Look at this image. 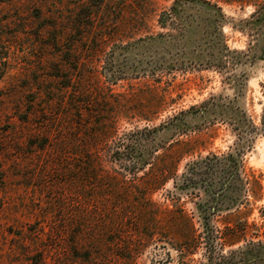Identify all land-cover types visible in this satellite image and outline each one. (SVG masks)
Instances as JSON below:
<instances>
[{"label":"rangeland","instance_id":"1","mask_svg":"<svg viewBox=\"0 0 264 264\" xmlns=\"http://www.w3.org/2000/svg\"><path fill=\"white\" fill-rule=\"evenodd\" d=\"M174 1H0V264L205 263L204 246L178 250L181 212L199 230L213 212L221 231L230 215L246 219V237L224 253L261 241L249 264H264V0H212L223 23L194 22V39L182 43L184 59L206 60L205 37L219 33L244 52L238 65L153 76L154 64L180 59L168 35L157 49L149 38L175 33L159 22ZM113 51L123 72L114 84L104 72ZM71 72L72 93L58 78ZM212 95L211 113L174 118ZM162 123L156 133L136 131ZM207 156L213 166L193 162ZM162 171L171 174L159 184ZM122 236L133 252L119 248Z\"/></svg>","mask_w":264,"mask_h":264},{"label":"trees","instance_id":"2","mask_svg":"<svg viewBox=\"0 0 264 264\" xmlns=\"http://www.w3.org/2000/svg\"><path fill=\"white\" fill-rule=\"evenodd\" d=\"M0 1H7V0H0ZM197 2L200 3V6L197 4L195 7L196 10H200L199 15H196L191 10V3ZM204 12H210L209 15H203ZM203 15V16H202ZM224 13L222 12L221 7L218 6L216 2H212V0H175L173 4L166 10L162 11L160 15V24L163 28H170L175 33H159L158 35H150V47H154L157 49L162 43L161 38L163 35H168L167 38H165V41H168V46L171 44L175 47H180L179 51L177 52L180 59H177V61H174V59H170L169 61L164 63V67L162 68H155V64L151 67L150 75L155 76L156 72L158 70H167V71H173L174 68H186L188 66H191L193 68L198 67H205V68H219V69H226L228 66V63L233 62V65H238L242 59V56H244V52L239 50H231L225 43V41L221 38L219 33H213L211 31L207 36L205 37L207 44V50L206 55L208 56V59H198L196 60L191 57H187V59L183 58V55H185L187 52L183 51L181 52V47L184 46L182 43L185 39L187 41H191L193 36L190 34L189 27L191 24H194V22L203 23L207 26V28H212L213 25H215V28H218L221 23H223L224 20ZM174 35L178 36L179 39L176 42H172L171 38L174 37ZM201 46L199 44V39L196 41L195 47ZM188 54V53H187ZM110 59L106 60V80L110 83H116V81L122 76L123 72L119 69H115L114 63H116V51H113L112 54H110ZM233 60V61H232ZM178 62V63H176ZM108 68V70H107ZM145 72V71H144ZM143 72V74H144ZM139 73V72H138ZM74 73H68L64 75L65 77H61L58 75V78H64L65 81L69 82L68 84L62 85L63 90H70L71 93L73 91L74 83L71 84V82L75 81V75ZM110 89V86H108ZM215 96H211L209 99L204 100L199 105H193L190 107L189 110H183L179 112L178 115H175L174 118H179V115H184L186 113L194 112V113H201V114H209L213 111L214 106H217L215 102ZM73 101V102H72ZM72 104L74 105L75 109H78L79 102L72 98ZM245 121V119H244ZM103 122L98 123V126H101ZM251 128L254 129L256 126L254 123H250ZM262 125L264 126V113L262 116ZM164 124H160L159 126L155 127H145L143 129H138L136 131L138 132H150V133H156L158 129L163 127ZM98 129V128H97ZM96 129V130H97ZM105 130V126H102V129L99 132H95V134L101 133ZM187 143L181 141L179 142V145L185 148ZM179 147V146H178ZM117 153V151L115 152ZM114 153V154H115ZM229 156V158H228ZM227 158L225 159L227 162L226 167L230 169V167H234L236 165L237 160L233 156V154H228ZM215 158L221 159V157H217L215 155ZM212 160L209 156L205 158L196 159L193 162L195 164L199 163H207L212 164L210 166H213L214 163H210ZM145 164V162L142 159H139L135 165L137 168H142V166ZM136 167V166H135ZM170 172L168 171H162L158 175H155V180L157 179L158 183L161 184L162 181H165L169 178ZM238 177V171L233 172L232 175H230L227 180L221 184V188L225 191L230 190V186L235 183L236 178ZM256 182H258L257 179H255ZM224 191V192H225ZM223 192V193H224ZM221 194V192H220ZM214 208L213 210H215ZM217 210V209H216ZM214 214L212 217L210 216H202V221L200 222L201 229L196 228L194 221L190 216L187 214H184L183 212L179 213L180 215L177 216L176 223H174V228H177L178 230V224L180 223V231H177V233H180L179 236L181 237L178 242L180 241V254H182V249H185V252L191 254L197 252L196 250L199 247L204 246L206 249V261L202 264H249L252 262L253 259L257 260L258 257L262 253H260V248L263 246L262 242L259 241L254 242L251 241L249 245L238 247L236 249H230L226 253H224V248L226 246H234L237 243H239L242 239L246 237V231L248 228L247 220H242V217H232L231 215L228 216L224 223L225 228L224 230H220L216 227L213 220L215 219L214 215L216 212H213ZM154 222H158L157 216L153 218ZM115 223V222H114ZM118 225V223H117ZM116 232H119L121 229H115ZM176 232V231H175ZM124 236H122L121 243L119 245V248H121L123 251H130L133 252V247L130 246L127 243H124L125 240L123 239ZM115 241V240H114ZM172 244V243H170ZM166 247V245H163ZM174 247V245H171ZM175 248V247H174ZM246 248V249H245ZM176 249V248H175ZM123 258H126L125 255ZM262 259V258H261ZM179 264H195L191 261H187L185 258H181L179 260Z\"/></svg>","mask_w":264,"mask_h":264}]
</instances>
